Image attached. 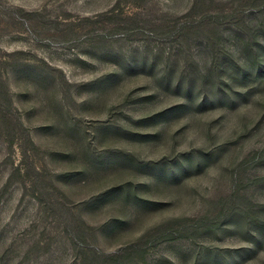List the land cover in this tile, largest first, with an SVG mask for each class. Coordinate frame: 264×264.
Instances as JSON below:
<instances>
[{"label": "rangeland", "instance_id": "1", "mask_svg": "<svg viewBox=\"0 0 264 264\" xmlns=\"http://www.w3.org/2000/svg\"><path fill=\"white\" fill-rule=\"evenodd\" d=\"M0 264H264V0H0Z\"/></svg>", "mask_w": 264, "mask_h": 264}]
</instances>
